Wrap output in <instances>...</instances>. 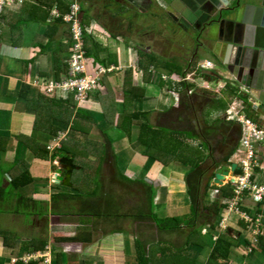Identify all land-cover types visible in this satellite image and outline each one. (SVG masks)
<instances>
[{
  "label": "crops",
  "instance_id": "0c3cea01",
  "mask_svg": "<svg viewBox=\"0 0 264 264\" xmlns=\"http://www.w3.org/2000/svg\"><path fill=\"white\" fill-rule=\"evenodd\" d=\"M60 1L65 5L74 1L79 6L80 24L87 32L86 35L100 47L101 52H97L96 56L104 65L96 64L92 58L86 57L88 70H92L95 65L112 67L113 70L106 75L102 90L100 88L78 105L69 93L58 90L48 93L45 86L58 82L64 75L69 49L66 25L61 22L52 26L56 20L52 12L61 17L54 0H25V7L14 4L3 15L0 30V187L8 189L10 178L25 170L30 174L32 182L12 192L13 195L8 200L0 202V230L15 234L11 244L6 243L8 246H4L0 237V264H12L32 252L42 255L41 258L49 261L47 264H138L137 249L144 255L155 252L157 258L160 257L159 249H182L185 260L179 257L181 260L178 258L173 261L174 258L165 256L163 264H205L218 235L235 241V245L229 249L226 264H264V248L256 243V235L264 236V207L257 214L256 235L254 228L244 227L238 216L227 210L226 200H221L223 210L211 222L182 226L174 231H160L155 219H187L190 214V200L185 185L189 166L177 161L160 165L153 158L144 156V148L136 141L137 128L133 127L128 136L102 111L104 104L109 103L114 106L107 112L114 111L113 114L117 115L122 111L123 95L117 84L124 80L123 86L127 89L130 81L132 85L144 89V96L141 100L134 101L131 109L133 112L147 113L151 125L157 126L159 118L163 117L166 126L175 115L173 112L178 106V94L159 80L160 75L168 74L159 70L155 72L156 75L153 74V80L149 83L142 78L143 71L136 65V49L146 48L136 37V33L141 30L139 24L142 19L147 22L149 20L146 15L141 14H147L146 11L149 14L156 6V1L117 0L119 2L115 1V6H107V0L104 3L102 0ZM125 3L131 4L134 10L127 8ZM261 3L264 5V0L257 1L258 5ZM50 4L48 24L27 23V20L42 12L44 5ZM38 5L42 7L40 12L31 14L29 9ZM196 5L195 0H174L168 4L169 8L164 7L163 10H179L177 13L185 20L181 10L194 12L198 8ZM21 8L23 17H15ZM216 11L210 9L207 13L211 15ZM249 17L253 21L254 16ZM84 19L88 24L83 23ZM205 20L203 17L200 29L195 20L190 22L197 26L196 31L189 25H184L186 29L194 31L191 35L196 43L193 52L197 55L205 53L203 58L198 56L200 62L208 60L214 67L219 63L226 68L222 62L223 49L215 48L219 23H210L209 19L206 29ZM131 23L134 25L133 30L137 32L128 37ZM15 25H20V32L11 29ZM48 25L51 26L49 30ZM222 27L227 32L226 36L233 32L228 24ZM247 36L248 45L257 51H264V38L260 40L250 32ZM245 57H249V54ZM258 58L257 67L264 68V64L260 65L263 58ZM53 60L62 64L58 73H54ZM215 71L220 76L223 75L220 71ZM227 77L247 91L231 72ZM65 98L70 99L73 108L89 113L93 125L89 127L87 123H81L86 131H75L69 127L67 116L60 112V105L57 103V99ZM55 141L58 144L55 149H59L62 143L70 154L78 148L85 152L93 151L87 154V164L103 155L98 142L110 145L111 151L103 159L98 176L95 175L96 183H88L92 187L88 188L87 185L85 191L91 197L102 191L99 202L86 201L84 197L82 199L74 194L75 187L72 186L71 177L74 171H79L80 166L70 156L63 158L70 159L75 167L69 177L71 186L55 183V170L60 167L56 163L62 158H52V151L48 150V146H52ZM83 143L84 148L78 147V144ZM43 147L47 153L41 151ZM33 150L38 152L37 156ZM258 150L259 169L255 171L253 179L264 185V146ZM111 153L115 155V161ZM89 168L90 172L94 169L91 166ZM118 172L128 179L126 184L120 183L124 181H120L116 175ZM114 175L120 182H117ZM119 187L121 192L118 191ZM127 189L132 190L125 193L124 190ZM140 190L144 193L143 201L140 200ZM147 191H150L151 199L148 198ZM85 192L81 196L87 195ZM109 192L111 199L107 195ZM185 195L187 202L183 199ZM216 196L210 189L207 190L204 206H209ZM142 206L144 214L140 215ZM208 223L213 225V230L207 227ZM43 243L42 250L34 249V246L39 248ZM40 264H44L42 259ZM218 264L224 263L219 261Z\"/></svg>",
  "mask_w": 264,
  "mask_h": 264
},
{
  "label": "trees",
  "instance_id": "16d2710c",
  "mask_svg": "<svg viewBox=\"0 0 264 264\" xmlns=\"http://www.w3.org/2000/svg\"><path fill=\"white\" fill-rule=\"evenodd\" d=\"M54 4L56 5V8L58 12L61 15H64L65 12L67 11L68 5H65L63 2L60 0H54ZM52 4L50 5H44L42 12L39 11L41 10L42 7L39 5L37 7H31L30 13L35 14L39 13L40 14L37 17H32L30 20H27V23H40L42 25L48 24L49 21V16H50V9H51ZM25 7V3L23 2L22 8ZM21 8V11L15 15L18 16V18L23 17V9ZM79 13H80V8H79ZM30 14V15H31ZM9 22V21H8ZM61 23V20L57 18L54 20L53 25ZM82 23V22H81ZM81 26V31L83 35V49L85 52V57L87 58H92V60L96 64H103V62H99L97 60V52L99 53L100 47L94 43L89 36L86 35L84 32V28ZM49 27L47 26L48 30ZM11 29H17L20 32V25L17 26L15 25L14 27H11ZM12 30V32H13ZM70 39L68 46L70 47ZM101 52V51H100ZM136 54H137V61L136 65L138 69H142L143 71V79L146 80V82H152L153 79V74L156 75L155 72H158L159 70L162 72L167 73L169 76H172L174 79H179L180 82L179 84H174L175 86H171L172 89L175 90V92H181L179 93V96L181 98H184L186 96V93H183V90H185V87H187L186 81L183 80L186 75L188 74H195L199 73L200 76L205 77L206 80H219L221 76L216 73L215 70L212 69H207V70H197L195 69L196 63L192 61L184 64L179 63L178 60L175 59H162L160 56H157L153 54L152 52H147L142 49H136ZM160 58L161 60L158 61L156 58ZM109 63V61H108ZM110 63H113V61H110ZM53 65H54V73H58L59 68L62 67V64H59L55 60H53ZM104 65V64H103ZM107 65V64H106ZM105 65V66H106ZM66 66V65H65ZM151 69H154L155 72H151ZM66 68L64 71L65 76ZM62 76V77H63ZM208 78V79H207ZM105 80V76L101 78V82L99 84V90L101 88L102 90V84L103 81ZM129 88L123 87L122 88V95H123V102H122V111L114 115V111H109L107 112L111 107L113 108L114 104H104V108H102L103 112L106 113V116L110 118L111 122L115 124L116 127H118L120 130H122L124 133H126L128 136L131 134V130L133 127L137 128V136H136V141L137 143L144 148L143 155L153 158L156 162H158L160 165H167L170 162L177 161L181 164L189 166V172L185 176V185H186V191L190 200V214L187 219H180V218H172V219H155V223L157 228L160 231H174L176 229L181 228L182 226H188V225H202L203 222L206 223V221H212V219L219 213L221 210H223L224 205L221 204L222 201L224 200H229L231 197H233L231 187L226 184L223 185L220 188H214V190H217V198L209 205V206H204V198L206 197L207 190H209L208 183L211 180L214 170L223 164H227L228 160L230 157L233 155V153L236 150L238 139L240 138L241 131L239 128V125L236 121L232 120H224L227 124L229 125H235L237 126V129L233 131L232 133L235 134V142L234 144L230 147L229 151L224 154L221 157H214V152L212 148L210 147V143L207 139L203 138L202 135H199L196 132H193L192 130H176V129H168L164 125L158 124L157 126H153L149 122L148 114L144 112H133L131 107L132 103L134 101H139L142 99L144 96V89H142L139 86L132 85V82H129L128 85ZM207 93V92H206ZM224 94H227L230 99L226 100L224 97ZM106 95V94H105ZM104 95V96H105ZM219 96L216 94L212 96V98H209L208 106L205 109V115L210 116L213 113H222L225 112L230 105V102L232 101L231 99L233 98H238L242 102V112L245 114V116L250 117L252 119L257 118L256 113L254 112V109L252 107V103L249 99V94L246 93L244 90L239 89V85L235 84L234 82H231L230 80H226L223 86V89L221 92L218 93ZM72 97V95L70 96ZM230 101V102H229ZM54 102V101H53ZM57 103L60 105V112H64L66 114V120L69 121V127L72 130L75 131H81L85 130L86 127L81 126V123H87L88 126H92V119L90 118L89 113H86L85 111H82L77 108H73V106L70 105V99L65 98V100L57 99ZM70 105V106H69ZM110 105V107L108 106ZM103 106V105H102ZM213 111V112H212ZM108 113H111L110 115ZM220 115V114H219ZM65 121V122H67ZM207 120H205L206 122ZM214 123H220L223 122L220 120V117H216L213 121ZM207 124V123H206ZM79 128V129H78ZM55 130V129H54ZM57 130V129H56ZM55 131H53L54 133ZM226 135H223V141L225 139ZM189 141H192L194 143H199L198 145H191ZM222 141V142H223ZM109 142V141H107ZM100 151L103 152V155L97 156L96 159L94 160H89L90 164L94 167L92 169V172L88 169L90 166L87 164L86 170L89 171L90 174H97L99 172V167L103 161L111 151L110 145H104L103 142H98ZM77 145V144H76ZM81 146L84 148V143L83 144H78V147ZM95 149V148H94ZM68 149H65L64 146H62L59 149H54L52 150V155L51 157L54 158L56 156H61V157H68L70 156L72 160L74 161V157H79L82 155L89 154L88 152H93V151H87L85 152L84 150L78 148L77 151L74 150V153L71 152V154L67 151ZM45 153H47V150H45V147H43V150ZM33 152L38 155V152L33 150ZM94 152H96L94 150ZM82 153V154H81ZM108 154V155H107ZM112 158L113 161H115V155L113 153ZM209 159V164L208 166L203 165L206 159ZM74 163V162H73ZM79 171H74L72 179V186H75L74 182L76 176L79 178L81 181H85L88 179V173L86 175L85 169L81 166ZM77 173V174H75ZM238 172H234V175H236ZM116 175L120 178V181L128 182V179L119 174L116 173ZM81 176V177H80ZM87 176V177H86ZM86 177V178H85ZM95 176L93 183L95 182ZM32 182V179L30 177V174L28 171H23L15 176H12L10 178V181L8 183V189H3L0 187V202L8 200L13 194L12 192L17 191L19 188L24 187ZM82 183V182H81ZM76 184V187H79L80 192L76 193V196L83 195V190L81 188L85 189L81 184L78 185ZM87 186V185H86ZM94 192V191H93ZM89 193V192H88ZM86 193V196H89V194ZM111 192H109L108 198L111 195ZM148 198L151 199V194L150 191H147ZM97 195V192H96ZM19 198L20 196L17 195ZM100 198V197H99ZM100 201V199H98ZM95 202H99V201ZM222 200V201H221ZM94 202V203H95ZM140 210V209H139ZM247 213V210H243ZM257 214H260L261 212L259 210L256 211ZM144 214V207H141L140 210V215ZM243 224V223H242ZM208 228L214 229L213 225L210 223L207 224ZM244 227H247L245 224H243ZM241 227V226H240ZM243 227V228H244ZM0 237L2 238L4 246H8L11 244L12 240L15 238V234L10 233V232H3L0 231ZM6 243L8 245H6ZM256 243L257 245H260L264 248V236L257 235L256 236ZM43 245L38 248L34 246V249H39L42 250ZM235 245V241L227 238L224 235H218L216 238L212 249L209 252V255L207 257L206 263L205 264H218L219 261H222L224 264H226L228 254H229V249ZM184 251L182 249L178 250H164V249H159V255L160 257L157 258L154 252H148L147 255H144L139 249H137V260L138 264H163V260L165 256L168 258H174L173 261L181 257L182 260H185L184 258ZM183 256V257H182ZM180 259V258H179ZM180 259V260H181ZM16 264H39L36 261L30 260L28 262H17Z\"/></svg>",
  "mask_w": 264,
  "mask_h": 264
},
{
  "label": "rangeland",
  "instance_id": "374dc122",
  "mask_svg": "<svg viewBox=\"0 0 264 264\" xmlns=\"http://www.w3.org/2000/svg\"><path fill=\"white\" fill-rule=\"evenodd\" d=\"M115 1L116 2H119V1L123 2L122 0H119V1L107 0V6H110L111 4H112V6H115V3H116ZM154 1H156L155 2L156 6H154L152 11H149V14H148V11H146L147 14H141V15H146V17L149 19L148 22H147V20L142 19V21L139 24V27L141 28V30L139 32H137L136 30L135 31L133 30L134 25H133V23H131L129 26V30H131V31H128L129 32L128 37L132 36L133 34H135L137 32L136 37L138 39H140V41H142L143 44L146 46V48H143L144 51L152 52L153 54L160 56L162 59L178 60L179 63L183 62L184 64H187V63L192 61V63L193 62L196 63V65H195L196 71L201 70V69H198V66H197L198 62H199L198 56H199V58H203L206 55L204 52L199 53V55H197L193 52V49H195L196 43L194 42L195 39H193L191 37V35H192V32H194V31H191V29H189V30L186 29L184 27V25L185 24L189 25L190 28L192 27L196 31L198 25H199L198 29H200L201 20L204 17V18H206V20L204 22L205 23L204 27L207 29L208 26H206V23L208 22V20L211 17H213L214 14L209 15L207 13L208 11L206 9H205L206 12L200 11L199 9H196L194 12H191L190 10L185 9L183 11L181 10V12L185 18V20H183L182 15L177 13V11H179V10H177V11L175 9H173V10L172 9H168V10L164 9L163 10L164 7L169 8L168 4L164 0H154ZM102 2L104 3V0H102ZM125 4H126V6H128L127 8H131V10H134L131 4H129V3H125ZM191 5L193 7V4H191ZM176 8L179 9L178 7H176ZM197 16H198V18H196ZM193 20H195V24H197V26L196 25L194 26V24H192L194 22ZM191 21H192V23H190ZM197 21H199V24L197 23ZM83 23L88 24V23H86L85 19H84ZM179 26H181V29L179 28ZM145 34H146V37H145ZM195 34H196V32H195ZM194 38L197 39L196 36H194ZM132 49L133 48H131V50ZM207 55H209V54L207 53ZM156 60L160 61L161 59L158 57V58H156ZM218 64L214 67V69L220 71L221 73H223V75L221 76V78H219V80L217 79V80H215L214 83H211V85H208L210 90H206L205 88H203L208 83L205 82L206 78L200 76L199 73L195 72V74L186 75L185 80H186L187 87H185V90H183V93L185 92L186 96H184V98H181L179 96V93H181V92H179V93L176 92L178 94V97H179L178 106H177L176 110L173 112L175 115L173 114L174 116L172 117L171 123L166 124V127L168 129L192 130L193 132H196L199 135H202L203 138H205L209 141L210 147L212 148L213 151H215L213 156L216 158L223 156L224 154H226L229 151L230 147L235 142V134H233L232 132L235 131V129H237L236 124L235 125H229L225 122L227 120V112L226 111L228 110V108L225 112H222V113H213L210 116L205 115V109L207 108V106L209 104L208 99L212 98V96L215 94L217 96H219L217 92H221V90L223 89L222 87L224 86V83L226 80H231V82L235 83L234 80L227 77V76H229V71L226 68L222 67L220 64L219 65ZM106 75H104V76L106 77ZM141 76L142 75H140V77ZM225 76H226V78H225ZM179 82H180V80L177 79V80H175L174 84H177V83L179 84ZM235 84H237V83H235ZM117 85L122 90V87H124L123 86L124 80L122 81V83L119 82V84H117ZM239 89L242 91L240 86H239ZM224 97L226 100L230 99V97L227 94H224ZM235 99H238V98H233L231 100L233 101ZM233 107H234L235 111L237 109L242 111V108H243V107L241 108L238 105V101L233 104ZM259 109H260L261 113H264V110H262V108L259 107ZM254 112H255V110H254ZM218 116L220 117V120L223 122L216 124L213 121ZM164 120L165 119L163 117L159 118L157 124L161 123L164 125V123H165ZM205 120H207V121L205 122ZM223 135H226L224 141L222 138ZM239 139H238V141H239ZM188 142L191 145H198L199 144L197 142L194 143V142L189 141V140H188ZM261 143L258 144V149H261V147L264 146V144L262 145ZM259 154H258V156H260ZM232 156L230 157V159H233L232 161H237V159L233 158ZM86 159H87L86 155H84V156L82 155L80 158L74 157V162L81 165L85 169L86 175L88 173V179L85 181L84 180L81 181L80 179L78 180L80 174H78V178L76 176H74V178H76L74 181V182H76V183H74V185H75L74 186L75 189L73 191L74 194H76V192H78V193L80 192L78 190L79 187H76V184H78V185L81 184V186L84 185L83 187L85 189L81 188V190H83L85 192L87 190L86 185H88V183L91 185L93 183L94 176L95 175L98 176V173L95 174V172H94L93 174H90L89 171L86 170V168H87V166H86L87 160ZM208 164H209V159L207 158L205 160V162L203 163V165L208 166ZM227 165H229V160L227 162ZM89 166L94 167L92 165H89ZM88 169H90V168H88ZM75 174H77V173H75ZM116 177L117 176L114 175L115 179H116ZM117 182H120V181L117 180ZM120 183L126 184V182H120ZM90 185H88L89 186L88 188L92 187ZM208 186H209L211 191L213 190V187L215 188V186H211L209 184H208ZM127 190H124L125 193L126 192L129 193V191H131L132 189H127ZM118 191L121 192L120 187H119ZM140 191H141L140 197H142L140 200L143 201V200H145L143 198L144 193L142 194V190H140ZM134 192H136V191H134ZM80 194H82V193L80 192ZM101 194H102V191H101V193L98 192V194L95 197L81 196V198L83 199V197H84V199L86 201L87 200H93L95 202V199L98 200L99 197H101ZM137 195H139V194L137 193ZM185 198H187L186 195L183 196V199H185ZM216 198H217V196H216ZM109 199H111V198H109ZM125 199L127 200V197H125ZM184 201L187 202L188 199H185ZM124 202H126V201L124 200ZM185 205H187V204L185 203ZM89 206H90V204H89ZM113 209H115V208H113ZM37 215L40 216V214H38V213H37ZM38 218H41V217H38ZM3 230H5V229H3ZM0 231H2V230H0ZM149 240H151V239H149ZM21 259H26V256L25 257L22 256ZM41 259L43 262L44 259L43 258H41ZM44 263H47V262H44Z\"/></svg>",
  "mask_w": 264,
  "mask_h": 264
},
{
  "label": "built area",
  "instance_id": "2783aa9c",
  "mask_svg": "<svg viewBox=\"0 0 264 264\" xmlns=\"http://www.w3.org/2000/svg\"><path fill=\"white\" fill-rule=\"evenodd\" d=\"M24 0H0V30L1 20L8 8L14 4L21 5ZM67 12L62 16L61 20L66 25L70 36V47L65 61L66 72L65 76L61 77L58 82L48 84L46 90L48 93L53 91H61L72 95L76 105L84 102L88 96L98 91L101 78L113 70L112 67H102L95 65L94 68L88 70V60L85 57L83 49V35L79 20V8L74 1L68 3ZM54 17H58L55 12H52ZM198 69H212L213 63L204 60L198 62ZM154 73V69L150 68ZM159 80L166 83V87L174 86V79L169 75H160ZM184 80V79H183ZM208 83L205 87L210 90L208 85L214 83L215 80H206ZM238 101V105L242 108L241 100H234L230 103L227 112V120L236 121L239 125L241 135L237 143L233 158L237 161L229 159L231 163L236 164L234 172L230 171V176L226 177L223 185L228 184L231 187L233 197L225 201L227 210L233 212L238 219L248 228H254V235L258 234L256 225L258 217L256 211L264 207V185L254 182L255 171L259 169L258 160V144H264V113L255 110L256 117L252 119L237 109L234 110L233 104ZM261 108V107H260ZM263 109V108H262ZM264 110V109H263ZM240 111V112H239ZM53 146H57V141ZM53 146L48 149L52 150ZM240 157V158H239ZM212 194H217V190H212ZM243 210H247V213ZM221 225V222L219 223ZM257 236V235H256ZM32 256L27 257L26 260Z\"/></svg>",
  "mask_w": 264,
  "mask_h": 264
},
{
  "label": "water",
  "instance_id": "95a60500",
  "mask_svg": "<svg viewBox=\"0 0 264 264\" xmlns=\"http://www.w3.org/2000/svg\"><path fill=\"white\" fill-rule=\"evenodd\" d=\"M223 1L224 6H227L228 1ZM258 0H247L242 4L237 1L234 8L228 9V16L222 18L219 15L217 22L219 23L218 39L216 40L215 48L223 49L222 62L226 69L235 76L236 80L242 83L249 94V99L253 103V108L258 106L264 109V68L257 67L258 57L260 65L264 64L263 49L257 51L252 46L248 45V32L258 36L261 40L264 38V5L257 4ZM217 8H220L218 5ZM242 8L243 11H242ZM250 15L254 16L253 21L250 20ZM216 21L214 20L213 23ZM250 22V23H249ZM229 25L233 31L227 35L223 30V25ZM249 54V57H245ZM248 77H250V84H248ZM57 164L59 168L55 170V183H60L62 186H71L69 177L71 171L75 167L71 164L70 159L59 158ZM236 164L231 163L230 166L225 164L218 166L213 173L209 185L213 184L216 187H222L226 177L229 176L230 171L234 172Z\"/></svg>",
  "mask_w": 264,
  "mask_h": 264
},
{
  "label": "flooded vegetation",
  "instance_id": "af4514ba",
  "mask_svg": "<svg viewBox=\"0 0 264 264\" xmlns=\"http://www.w3.org/2000/svg\"><path fill=\"white\" fill-rule=\"evenodd\" d=\"M164 1L167 4H170L174 0H164ZM226 1H228L227 6H224V3H222L223 1H220V0H195V5L197 4L196 7L198 6L197 9H199L200 11H204L205 9L207 11L210 10V9L217 10L216 13L213 15V17H211L210 20H209L210 23H213L214 20L216 22H217V20H220L219 19V15L222 16L221 19L222 18H226L228 16V14H229L228 13V9L234 8L236 6L238 0H226ZM246 1L247 0H239V3L242 4L243 2H246ZM218 5L220 6V8H217ZM243 9L244 8H242V11H243ZM257 110L260 112V109L257 108Z\"/></svg>",
  "mask_w": 264,
  "mask_h": 264
},
{
  "label": "clouds",
  "instance_id": "9594fccd",
  "mask_svg": "<svg viewBox=\"0 0 264 264\" xmlns=\"http://www.w3.org/2000/svg\"><path fill=\"white\" fill-rule=\"evenodd\" d=\"M24 1H25V0H24ZM24 1H23V2H24ZM22 4H23V3H22ZM78 8H79V6H78ZM67 9H68V8H67ZM62 16H63V15H61V17L58 16L57 18H59V19L61 20ZM57 18H55V19H57ZM49 21H50V17H49ZM61 22H62V20H61ZM62 23H63V22H62ZM63 24H64V23H63ZM66 28H67V27H66ZM84 32L87 34L86 31H84ZM68 34H69V33H68ZM69 39H70V36H69ZM68 50H69V49H68ZM213 66H214V64H213ZM213 68H214V67H213ZM213 68H212V69H213ZM154 72H155V70H154ZM184 80H185V78H184ZM185 81H186V80H185ZM222 88H223V87H222ZM171 89H172V88H171ZM98 90H99V89H98ZM96 92H97V91H96ZM246 92H247V91H246ZM93 93H95V92H93ZM93 93H91V94H93ZM217 93H219V92H217ZM247 93H248V92H247ZM91 94H90V95H91ZM88 97H89V96H88ZM235 100H238V99H235ZM233 101H234V100H233ZM250 101H251V100H250ZM251 103H252V102H251ZM252 104H253V103H252ZM228 107H229V106H228ZM257 108H259V106H258ZM254 110H257V109L254 108ZM55 142H56V141H55ZM55 142H54V144H55ZM54 144H53V145H54ZM53 145H52V146H53ZM57 145H58V144H57ZM48 147H49V146H48ZM55 148H57V146H53V147H52V150L55 149ZM48 150H50V149H48ZM52 150H50V151H52ZM56 164H57V163H56ZM226 165H227V164H226ZM227 166H228V165H227ZM209 182H210V181H209ZM211 186H213V184H211ZM215 187H216V186H215ZM216 188H220V187H216ZM213 190H214V189H213ZM29 256H32V257H31L30 259L26 260L27 257H29ZM40 256H41V255H39L38 253H36V252L33 253V252H32L31 254H27V255H26V259H21V260H19V261H17V262H20V261H22V262H28V261H30V260H33V261H36V262H38V263L40 264V261H41V259H40L41 257H40ZM17 262H16V261H15V262L13 261L12 264H16ZM44 262L49 263V261L46 260V259L43 261V263H44ZM47 263H44V264H47Z\"/></svg>",
  "mask_w": 264,
  "mask_h": 264
}]
</instances>
